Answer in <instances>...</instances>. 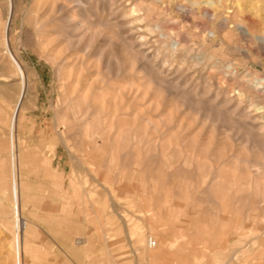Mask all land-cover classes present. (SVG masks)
I'll return each mask as SVG.
<instances>
[{
  "label": "rangeland",
  "instance_id": "1",
  "mask_svg": "<svg viewBox=\"0 0 264 264\" xmlns=\"http://www.w3.org/2000/svg\"><path fill=\"white\" fill-rule=\"evenodd\" d=\"M263 34L264 0H0V264H264Z\"/></svg>",
  "mask_w": 264,
  "mask_h": 264
},
{
  "label": "bare ground",
  "instance_id": "2",
  "mask_svg": "<svg viewBox=\"0 0 264 264\" xmlns=\"http://www.w3.org/2000/svg\"><path fill=\"white\" fill-rule=\"evenodd\" d=\"M262 38L264 39V34H263V36H262ZM259 81V84H260V88H262L263 90H264V80H258ZM26 84V83H25ZM25 86V85H24ZM15 143H17V142H15ZM16 147V146H15ZM17 148V147H16ZM17 156V155H16ZM17 161V160H16ZM17 190H18V187H17ZM22 199V198H21ZM26 227V224H23V225H21L20 226V229H23V228H25ZM22 231V230H21ZM150 240L152 241V242H154V246H150ZM155 245H156V242L153 240V238H150V239H148V241H147V246H148V248H154L155 247Z\"/></svg>",
  "mask_w": 264,
  "mask_h": 264
},
{
  "label": "built area",
  "instance_id": "3",
  "mask_svg": "<svg viewBox=\"0 0 264 264\" xmlns=\"http://www.w3.org/2000/svg\"><path fill=\"white\" fill-rule=\"evenodd\" d=\"M151 245L154 246V242H152V241L150 240V246H151Z\"/></svg>",
  "mask_w": 264,
  "mask_h": 264
}]
</instances>
